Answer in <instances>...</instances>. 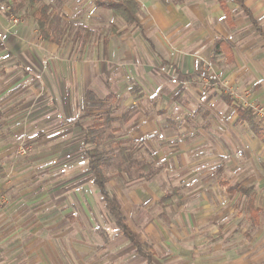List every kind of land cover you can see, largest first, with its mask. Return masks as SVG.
Instances as JSON below:
<instances>
[{
	"label": "crops",
	"instance_id": "obj_1",
	"mask_svg": "<svg viewBox=\"0 0 264 264\" xmlns=\"http://www.w3.org/2000/svg\"><path fill=\"white\" fill-rule=\"evenodd\" d=\"M57 1H61V10L66 11L64 17L75 22L69 13L72 6H80L79 2ZM98 1L102 0H93L91 5V9L100 10L91 15L98 24L94 28L97 31L109 24L111 28L104 29L99 36L95 31L92 39L85 35V44H80L77 50L74 44L64 51L57 45L58 41L40 40L32 19L21 20L14 28L18 33L0 39L1 138V128H6L10 121L25 122L21 118L22 107L30 105L27 96L35 95L40 99L31 104L36 107L28 119L33 131L39 133L38 138H66L56 149L66 152L75 149L76 155L84 154L88 146L84 144L81 128L95 121L104 123L106 118L110 124L101 127L104 132L110 129L114 136L120 129L123 137L141 142L143 149H149L150 144L158 149L169 144L170 147L164 148L169 150L162 152V160L176 171L180 164L196 166L200 160L214 158L213 149H241L243 153L256 149L258 154L264 153V144L238 119L233 106L264 107V0H243L252 20L235 2L224 0L231 25L225 21L218 0H136L140 28L112 18L109 10L96 5ZM42 2L48 4V0ZM52 4L55 8V3ZM99 14L108 20L100 22ZM5 20L0 13V27L6 25ZM224 41L230 45V61L218 47ZM32 44L42 50V55ZM199 89H205L204 97H197ZM227 89L237 97L227 94ZM219 136L224 147L219 144ZM185 149H189L188 153ZM188 155L193 157L183 158ZM63 184L50 191L49 183L34 182L19 188H27L21 192L22 202H18L12 214L5 213L0 220V264H134L132 260L122 261L133 246L114 225L109 233L103 232L104 239L107 235L111 236L109 239L100 240L98 235L92 239L93 244L88 242L85 235L91 227L84 182L64 180ZM258 184V193L251 187L253 211L247 207L252 225L258 229L252 239L254 254L249 259L245 253L234 257L233 252L240 245L235 246L231 241L224 246V264H264V216H261L262 207L256 204L258 195L264 193V181ZM120 185L112 180L108 189L117 197L121 214L137 241L141 245L152 241L156 254L150 251L151 259L157 261L159 256L154 245L164 248L168 244L170 248L174 242L185 243L187 239L189 248L183 246L189 249L185 251L191 259L188 264H208L203 257L207 235L217 231L201 226L212 222V212L207 211L211 203L201 207L203 214L197 207L182 212L179 218L189 222L177 229V240H173V235L167 236L166 228L153 229L147 224L137 232L130 222L136 210L142 216L141 221L148 220L150 205L159 199V193L158 197L154 195L157 193L154 187L150 188L147 182L126 180L122 192ZM221 185L230 200L243 196L236 193L230 198L227 187H250L248 181L236 185L221 182ZM90 187L91 198L92 194L100 196L92 182ZM75 188H80L81 194H75ZM57 192L60 195H55ZM101 203L104 214L110 218L102 200ZM96 252L103 256L95 257ZM181 256L164 258L163 264H177L183 261ZM156 261L151 260L152 264ZM135 264L148 263L142 258Z\"/></svg>",
	"mask_w": 264,
	"mask_h": 264
},
{
	"label": "rangeland",
	"instance_id": "obj_2",
	"mask_svg": "<svg viewBox=\"0 0 264 264\" xmlns=\"http://www.w3.org/2000/svg\"><path fill=\"white\" fill-rule=\"evenodd\" d=\"M75 1L79 2L80 6H78V8L72 6L73 10H70L69 13L74 17L75 22H72L69 18L64 17L66 11L60 8L61 1L48 0L49 5L55 3L54 5L57 7L52 14L49 36L57 39L59 41L57 45L59 48H64V51H69V46L71 44H74V50H77L80 44H85V35L88 36L89 39H92L96 31L94 26L98 25L95 21L96 18L91 16L92 14H96L97 11H100L97 8L91 9L93 0H85V2H83V0ZM225 1L233 4V0ZM3 4L4 3H0L1 14L5 11ZM22 13L23 12L13 14L9 18L5 17L7 19L5 21L8 22L4 27H0L2 28V30L0 29V39H2V37L6 39L8 36L18 33L15 32L16 29L14 28L21 23V20L23 21V19L20 18ZM85 15L87 16L86 18H84ZM77 18L82 19L77 21ZM98 19L102 23L104 20H108L100 14ZM83 21L85 22V26L83 25ZM110 28V24L107 27L104 25L102 29L96 31V35L99 36L103 34L104 29L109 30ZM37 36L40 37L38 34ZM40 40L46 41L42 37H40ZM88 44L90 45V43ZM31 46L39 55H42V50H38L39 47L33 44ZM199 87L202 88V85ZM204 91L205 89L203 91H198L197 97H204ZM39 99L40 96H27V101H30V105L22 107L24 110L21 114V118L25 119V122L20 120V122H12L10 119L8 126L6 128H1L0 220L3 219L5 213V215L8 216L12 214L18 202H22L19 201V198H23L24 196L21 192L27 189H19L22 185L28 187L29 185H33L34 182L42 184L49 183L48 191H50L51 189L53 190L56 187L59 188L64 185V180L71 181L80 179L84 182V190H86L88 196V203L86 204L88 211L86 212H88L90 216L88 218V223L91 227L89 231L87 230L88 235H85V237L88 242L91 243L93 242L92 239L96 238L98 235L101 236L100 240H103L105 238L103 232L106 231L109 233L111 228H114V223L111 217L109 218L104 214L100 196L96 197L93 196V194L92 198L89 196L93 191V188L90 187L92 177L86 169L87 161L83 158L84 154L76 155L77 151L75 152V149H68V152H66V149H56L61 142L64 143L67 141L66 138H60L59 136L38 138L39 133L33 131V126L28 121V119H31L29 118V114L34 112V108L36 107L31 106V104L35 105ZM188 123L192 124L190 122ZM45 133L47 132H44V134ZM57 133L59 132H55V134ZM123 136L124 132H120V129L114 136L111 134L110 129H107V131L98 138L99 143L97 148L102 153H105L106 157L110 158L109 163L103 166V172L109 179L107 188L110 181L114 180L116 183L121 184L120 188L123 192L126 176H129L133 182H138L139 184L141 182L149 183V187H154L153 191L157 192L154 194L156 197H158L157 194L159 193V199L156 200L158 204L154 203L152 206L150 205V213L147 214L148 220L143 219V221H141L142 216H139L136 212L138 210L134 211L130 222L137 232H141L148 224V226L154 227L153 229L159 227L166 228L167 236L173 235L171 238L177 240L175 236L177 234V229L184 228L187 222H189V220L186 221L179 218L181 213H188L190 210L197 207L200 208L203 214L204 211L201 207L206 206V204L210 205L211 203L210 209H207V211L212 212L213 223L208 221L201 226H206V228L211 227L213 230L217 231L212 235H207V251L204 252L205 256L203 257L208 261V264H224V249H226L224 246L231 241L235 246L236 243L240 245V247L237 246V251H235V253L233 252L234 257L243 253L247 255L248 259L253 256L252 239L254 232L258 229L252 225L248 216L246 205L248 197L243 196L239 198V196H236L233 200L228 199L225 193V187L221 185V182L236 185L240 182L248 181V185L255 188V191L258 193V190H256L259 185L258 183L260 180L264 181L263 152L258 154L256 149H247L244 153L241 149H213V151H215L214 158L200 160L196 166H190V164L183 166L180 164L178 166L179 169L176 171V169L162 160V152H167V150H169L164 149L170 147L168 146L169 144H166L160 149L154 146L155 149L152 144H150L149 149H143L141 142H132ZM218 141L219 144L224 147L220 141V136ZM90 147V145L87 146V148ZM121 150H127L128 152L125 153L130 157L128 156L126 158L124 156L125 153L123 154ZM185 150L188 153L189 149ZM237 151L239 153H236ZM185 157L189 160L190 157L193 156H183V158ZM197 157L200 159L202 158L200 155H197ZM178 163H180V161ZM82 164H84L83 167ZM147 166H149V168H146ZM239 166L240 168L238 169L237 167ZM174 167L177 168V166ZM15 186L18 187L15 189ZM73 191L75 194H81L80 188H75ZM59 193L60 192H57L55 195H60ZM261 195L264 196V193H261L260 196L258 195L256 204L257 207H262L261 216L263 218L264 197H261ZM204 200L206 202H203ZM198 201L202 203L200 202L197 206ZM146 203L147 202H145V204ZM152 215H154L155 218H152ZM76 222L77 220L75 219L74 223L76 224ZM170 230L172 231L170 232ZM224 231H226L225 234ZM112 235H115V233L113 232ZM184 236L188 238L185 232ZM109 237L111 236L107 235L106 238L109 239ZM149 241V245H141V249L147 254H150V251H152L155 255L156 252L153 247H151L152 241ZM187 243L188 241L186 239L185 243H180L178 241L174 242V247L171 246L170 248L168 244H165L164 248H159L157 245H154L159 254V256H157L158 263L163 264L165 259L168 260V257L170 258L173 255L177 258L180 254L182 255L183 261H178L177 264H188L191 259H189V255L185 253V251H189ZM183 244L188 248H185ZM177 245H179L180 248ZM132 248L130 254H126L122 261L128 262L132 260L135 264L142 259L136 253V249L134 247ZM92 254L93 251H91V255ZM101 254V252H99V254L96 252L95 257L100 258L103 256ZM153 254H151V256H153ZM151 260L156 261V259ZM157 261L156 264H158Z\"/></svg>",
	"mask_w": 264,
	"mask_h": 264
},
{
	"label": "trees",
	"instance_id": "obj_3",
	"mask_svg": "<svg viewBox=\"0 0 264 264\" xmlns=\"http://www.w3.org/2000/svg\"><path fill=\"white\" fill-rule=\"evenodd\" d=\"M233 2L242 8L248 18L252 20L250 12L243 6V0H233ZM0 3H4L3 5L5 7V11L3 12V15L5 17L9 18L13 14L23 12L20 15V18L24 20L32 19L37 32L44 40L49 42H51V39L58 41L57 39L51 38L49 36V27L51 26L52 14L53 11L56 10V6L55 8L51 7L49 4L43 3L42 0H0ZM218 3L224 12L225 21L228 23V25H231V16L226 2L224 0H218ZM96 5L109 10L112 18L121 19L126 24L134 25L140 28L137 17L139 6L136 0H102L98 1ZM218 47L224 51L226 59L230 61L231 51L229 43L226 41L220 42ZM226 99L228 100V98ZM228 101L231 102L230 100ZM233 106L238 119L244 121L253 136L258 138L264 144V129L260 127L252 111L250 109L243 108L239 104H235ZM107 124H110V120L106 118L104 123L95 121L92 125H89L84 129L81 128L84 133V144L91 146L90 148L85 149L83 158L87 161L86 165L92 177V184L98 190L104 208L112 218L115 228L132 244V246L136 249L138 256L144 258L148 264H151V254H147L146 252L142 251L141 244L137 241L136 236L130 230L121 214V206L117 197L107 188L109 179L103 172V166L109 163L110 158L106 157L105 153H102L97 148L99 143L98 138H100L104 133V130L101 127ZM122 152L124 154L128 151L123 150ZM124 156L127 158L129 155H126L125 153ZM146 168H149V166ZM126 180L131 181V178L126 176ZM226 192L230 198H232L236 193L240 194L241 196L248 197L247 207L249 211H253V190L251 187L236 185L227 187Z\"/></svg>",
	"mask_w": 264,
	"mask_h": 264
},
{
	"label": "built area",
	"instance_id": "obj_4",
	"mask_svg": "<svg viewBox=\"0 0 264 264\" xmlns=\"http://www.w3.org/2000/svg\"><path fill=\"white\" fill-rule=\"evenodd\" d=\"M226 93L231 95L232 97H237V94L231 91L230 89H227ZM248 107L251 109L260 127L264 129V107L263 106H252V105Z\"/></svg>",
	"mask_w": 264,
	"mask_h": 264
}]
</instances>
